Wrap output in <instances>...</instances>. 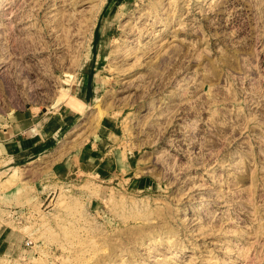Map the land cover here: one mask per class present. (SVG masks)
Here are the masks:
<instances>
[{"label": "rangeland", "instance_id": "obj_1", "mask_svg": "<svg viewBox=\"0 0 264 264\" xmlns=\"http://www.w3.org/2000/svg\"><path fill=\"white\" fill-rule=\"evenodd\" d=\"M19 114L0 264H264V0H0Z\"/></svg>", "mask_w": 264, "mask_h": 264}, {"label": "crops", "instance_id": "obj_2", "mask_svg": "<svg viewBox=\"0 0 264 264\" xmlns=\"http://www.w3.org/2000/svg\"><path fill=\"white\" fill-rule=\"evenodd\" d=\"M51 118L37 127L32 117L17 115L8 127L0 128V155L14 157L33 154L35 156L46 151L48 140L60 130L62 123L65 124V121L62 123L59 121L61 119Z\"/></svg>", "mask_w": 264, "mask_h": 264}, {"label": "bare ground", "instance_id": "obj_3", "mask_svg": "<svg viewBox=\"0 0 264 264\" xmlns=\"http://www.w3.org/2000/svg\"><path fill=\"white\" fill-rule=\"evenodd\" d=\"M191 210H192V209L185 208L183 213H185L186 211H188V212H189V211H191Z\"/></svg>", "mask_w": 264, "mask_h": 264}, {"label": "built area", "instance_id": "obj_4", "mask_svg": "<svg viewBox=\"0 0 264 264\" xmlns=\"http://www.w3.org/2000/svg\"><path fill=\"white\" fill-rule=\"evenodd\" d=\"M25 244L26 245H30L31 244V241L27 240V241H25Z\"/></svg>", "mask_w": 264, "mask_h": 264}]
</instances>
